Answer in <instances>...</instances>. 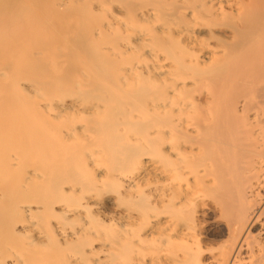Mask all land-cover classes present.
<instances>
[{
  "label": "bare ground",
  "instance_id": "bare-ground-1",
  "mask_svg": "<svg viewBox=\"0 0 264 264\" xmlns=\"http://www.w3.org/2000/svg\"><path fill=\"white\" fill-rule=\"evenodd\" d=\"M1 42L0 264H264V0H0Z\"/></svg>",
  "mask_w": 264,
  "mask_h": 264
},
{
  "label": "rangeland",
  "instance_id": "rangeland-1",
  "mask_svg": "<svg viewBox=\"0 0 264 264\" xmlns=\"http://www.w3.org/2000/svg\"><path fill=\"white\" fill-rule=\"evenodd\" d=\"M65 1L67 2V0H60V3H61V4L66 3ZM62 9H63V8H62ZM58 13L60 14V12H59V11L56 12V15H57V16H59ZM1 45H2V46H1ZM8 45H9V44H6V45H5V43H3V42H1V44H0L1 49H2L3 51H4L5 49L7 50L6 53H5V52H4V53H3V52H0V55H1L2 57H4V58H6V57L9 58V56L13 53L12 50H13L14 47L12 48V47H9L10 45H9V46H8ZM4 46H6V47H4ZM3 47H4V48H3ZM8 47H9L11 50H10V49H7ZM1 49H0V51H1ZM14 51H16V50H14ZM5 54H6V55H5ZM13 54H14V53H13ZM11 56H12V55H11ZM2 57H1V58H2ZM1 58H0V59H1ZM8 58H6V59H8ZM6 59H5V60H6ZM5 60H4V61H5ZM0 61H3V58H2Z\"/></svg>",
  "mask_w": 264,
  "mask_h": 264
}]
</instances>
